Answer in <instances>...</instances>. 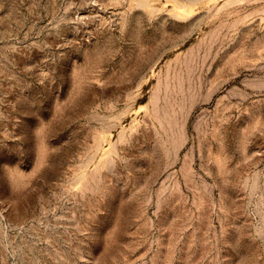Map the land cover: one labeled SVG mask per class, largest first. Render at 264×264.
Returning <instances> with one entry per match:
<instances>
[{"label":"rangeland","instance_id":"obj_1","mask_svg":"<svg viewBox=\"0 0 264 264\" xmlns=\"http://www.w3.org/2000/svg\"><path fill=\"white\" fill-rule=\"evenodd\" d=\"M0 264H264V0H0Z\"/></svg>","mask_w":264,"mask_h":264}]
</instances>
